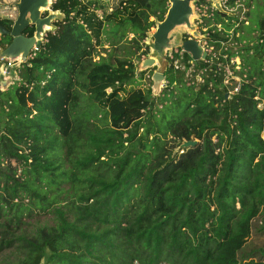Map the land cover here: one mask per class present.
Here are the masks:
<instances>
[{
  "label": "trees",
  "instance_id": "obj_1",
  "mask_svg": "<svg viewBox=\"0 0 264 264\" xmlns=\"http://www.w3.org/2000/svg\"><path fill=\"white\" fill-rule=\"evenodd\" d=\"M194 5L207 54L167 52L152 94L136 63L167 0H51L0 89V264H264V0Z\"/></svg>",
  "mask_w": 264,
  "mask_h": 264
},
{
  "label": "water",
  "instance_id": "obj_2",
  "mask_svg": "<svg viewBox=\"0 0 264 264\" xmlns=\"http://www.w3.org/2000/svg\"><path fill=\"white\" fill-rule=\"evenodd\" d=\"M168 7L161 20L154 19V30L149 32L150 42H144L148 52L144 58L136 63V71L150 69L156 66V63L163 62L162 68H156L151 72V93L157 94L164 82L163 72L166 69L168 60L166 53L174 48H180L187 52L192 59H204L207 51L200 44L204 34H200L191 23L194 15L196 0H167ZM51 0H17L14 2L17 14L11 20L10 28L0 25V34H6L11 39L9 43L0 50V59L19 58L24 61L32 49H37L47 30H54L53 20L60 19L63 15L58 10L49 8ZM211 6L227 15H233V12L225 10L220 0H210ZM45 12V15L43 14ZM33 26V32L30 36L22 34V31L28 26ZM185 26L190 29L189 37L184 38V34L178 35L176 27ZM48 27H52L49 29ZM147 34V37H148ZM196 143L195 139L184 140L180 147L192 146Z\"/></svg>",
  "mask_w": 264,
  "mask_h": 264
},
{
  "label": "rangeland",
  "instance_id": "obj_3",
  "mask_svg": "<svg viewBox=\"0 0 264 264\" xmlns=\"http://www.w3.org/2000/svg\"><path fill=\"white\" fill-rule=\"evenodd\" d=\"M17 1V0H0V16L4 17V16H11L12 17V20L16 17V14H17V11H16V8L14 6V2ZM109 6L113 5L116 0H104ZM242 3V2H241ZM237 3L238 5L233 7V9H228V10H232V11H236L239 13V15L241 16V18H245L244 16V12L247 11V10H250V8H252L253 6V3H258V5H261L263 3V0H253L251 1L250 0V7H245L243 6L244 4L242 3ZM257 10V9H255ZM263 12H264V9H263ZM251 14V13H250ZM45 15V14H44ZM200 15L198 14V12L196 11V8L194 9V15L192 16L191 18V23L192 25L195 27L196 26V30L198 33H200V31H198V19H199ZM149 19H152V17H149ZM49 29H51L52 27H48ZM154 28L151 27L150 28V32L153 31ZM176 30L179 31L178 32V35L181 34L183 35L184 33L189 35L190 33V29L186 28L185 26H178L176 27ZM149 33V32H148ZM184 34V35H185ZM201 34V33H200ZM132 35L129 33L127 35V37H131ZM184 37V36H183ZM151 41V37H150V34H148V37L146 38L145 42H150ZM235 41H232L231 45H235ZM200 44L203 46L204 48V40L203 38L200 40ZM105 46V45H104ZM2 49V47H0V50ZM205 49V48H204ZM234 61L237 63L238 62V58L235 57L234 58ZM163 67V62H158L156 63V66H155V69L156 68H162ZM153 68V67H152ZM152 68H150V70H152ZM148 74H149V71H147L144 75L143 78L140 79V84H144V85H148ZM9 76L8 77H2L1 76V72H0V89H3L5 88L6 86L10 85L12 83V81L14 79H17V75H16V71H14L13 69H11L9 71ZM151 75V74H150ZM3 79H6V80H3ZM239 83V79L237 77H231V78H228L226 81H225V85H227L228 87V90H232L234 92V88H236ZM229 92V91H228ZM231 93V92H230ZM261 106V105H259ZM49 215L45 214V213H35V214H32L29 218H26V220L28 221V225L32 228L36 227V226H39V225H42L43 223L49 221ZM260 225H263V222L262 220H259L257 219L253 226H256L257 228L260 226ZM264 241V233H257V231L253 230L249 239H248V243H252L254 245H259L261 242ZM1 258H2V255L0 254V263H1Z\"/></svg>",
  "mask_w": 264,
  "mask_h": 264
},
{
  "label": "built area",
  "instance_id": "obj_4",
  "mask_svg": "<svg viewBox=\"0 0 264 264\" xmlns=\"http://www.w3.org/2000/svg\"><path fill=\"white\" fill-rule=\"evenodd\" d=\"M221 1V0H220ZM222 3V2H221ZM223 5V4H222ZM224 7V6H223ZM4 17H7V18H9V19H11L12 20V17L11 16H4ZM21 61H20V59L19 58H14V59H10V58H7V57H5V58H2V59H0V72H1V76L2 77H8L9 75V71L11 70V69H13L14 71H15V68L16 67H18V65H19V63H20ZM3 80H6V79H3ZM225 82V81H224ZM236 86H238V85H236ZM237 89V87L236 88H234V91ZM229 92H233L232 90L230 91L229 90Z\"/></svg>",
  "mask_w": 264,
  "mask_h": 264
},
{
  "label": "flooded vegetation",
  "instance_id": "obj_5",
  "mask_svg": "<svg viewBox=\"0 0 264 264\" xmlns=\"http://www.w3.org/2000/svg\"><path fill=\"white\" fill-rule=\"evenodd\" d=\"M189 36H187L186 38H188Z\"/></svg>",
  "mask_w": 264,
  "mask_h": 264
}]
</instances>
